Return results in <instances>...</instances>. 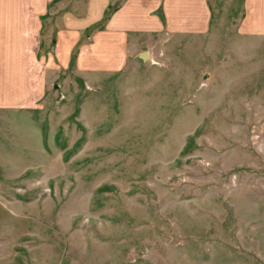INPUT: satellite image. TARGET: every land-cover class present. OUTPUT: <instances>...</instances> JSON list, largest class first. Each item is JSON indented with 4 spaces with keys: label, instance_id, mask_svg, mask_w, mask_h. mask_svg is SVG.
<instances>
[{
    "label": "rangeland",
    "instance_id": "374dc122",
    "mask_svg": "<svg viewBox=\"0 0 264 264\" xmlns=\"http://www.w3.org/2000/svg\"><path fill=\"white\" fill-rule=\"evenodd\" d=\"M203 1L31 6L46 106L0 90V264H264V34ZM18 52L0 23L2 86Z\"/></svg>",
    "mask_w": 264,
    "mask_h": 264
},
{
    "label": "crops",
    "instance_id": "0c3cea01",
    "mask_svg": "<svg viewBox=\"0 0 264 264\" xmlns=\"http://www.w3.org/2000/svg\"><path fill=\"white\" fill-rule=\"evenodd\" d=\"M45 2L46 0H0L2 27L6 25L9 31L13 28L18 31L19 52L14 59H9L11 67L6 72L9 85L0 84V90L13 94L7 101L1 100V104L12 105L15 109L44 110L46 106V61L44 57L37 58L35 42L40 32L38 13L41 11L31 13V6L42 8L45 7ZM242 6L241 19L236 23L237 33L264 34V0H244ZM198 11L201 16L206 13L205 0Z\"/></svg>",
    "mask_w": 264,
    "mask_h": 264
}]
</instances>
